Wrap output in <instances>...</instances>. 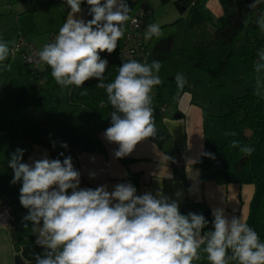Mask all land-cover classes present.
Segmentation results:
<instances>
[{"label": "clouds", "instance_id": "9594fccd", "mask_svg": "<svg viewBox=\"0 0 264 264\" xmlns=\"http://www.w3.org/2000/svg\"><path fill=\"white\" fill-rule=\"evenodd\" d=\"M90 6L91 19H75L81 12V3ZM70 9L54 42L44 46L36 55L51 69L56 84L63 88H82L86 81L96 79L97 87L106 92L114 111L111 124L103 137L117 147L116 159L131 155L137 146L158 135L153 116V89L162 83L161 62L148 63L135 59L122 61L118 74L110 83H104L108 61L101 53L112 54L125 34V25L132 19L131 8L117 0H65ZM261 0L249 5L256 8ZM135 23V20H132ZM260 27L264 30V16ZM159 24H149L145 39L162 36ZM10 54L6 42H0V62ZM264 60V55L261 56ZM10 68L11 66L8 65ZM255 70L259 71V66ZM186 80L176 74V85L182 90ZM86 90L81 92L85 95ZM234 135V134H233ZM233 140L231 147L239 145ZM55 147V143H53ZM61 147L67 144L61 142ZM23 149L10 154L8 167L13 171L10 181L21 183L19 202L29 210L22 226L37 234L36 243L45 248L44 258L36 257V264H193L201 258V245L209 264H264V242L243 216L230 220L223 208L212 210V229L202 214L182 215L177 200H171L157 191L156 195H137L130 183L80 188V172L67 156L49 159L46 155L32 162H22ZM254 151L241 148L245 155ZM64 156V153H59ZM203 156L215 159L214 154ZM170 159V157H168ZM90 177L96 173L90 172ZM71 192L69 193V190ZM191 192L192 190L189 189ZM181 196L178 191L175 194ZM42 222V226H41ZM203 232V234H202ZM231 250V256L228 252Z\"/></svg>", "mask_w": 264, "mask_h": 264}, {"label": "crops", "instance_id": "0c3cea01", "mask_svg": "<svg viewBox=\"0 0 264 264\" xmlns=\"http://www.w3.org/2000/svg\"><path fill=\"white\" fill-rule=\"evenodd\" d=\"M173 1L161 4L160 0H146L149 13L144 19V39L149 24L163 25L178 18L179 13L173 7ZM120 2L121 0H117L114 10ZM167 4H171L176 12L175 16L172 14L169 19L166 18V9L162 7ZM204 5L213 20L223 13L221 0H206ZM153 8L157 9V14ZM69 11L65 0H0V33H5L6 36L13 33V38L8 39L9 48L12 47L14 35L19 32L41 50L46 45L50 33L58 34ZM89 11L90 6L82 2L81 12L75 14L74 18L87 21L91 19ZM245 46L247 47L246 42ZM246 47L241 49V52L245 51ZM8 60H14L11 50ZM256 61L258 60H255V64ZM44 72L45 70L34 76L32 69L27 71L25 68L23 77L17 76L16 72L12 73L10 89L4 92L14 88V80L40 87L44 84ZM202 73L204 71H193L187 75L181 72L186 84L179 97L170 94L169 77H160L162 83L152 91L153 116L158 135L141 142L131 155L122 159H116L113 155L117 145L110 144L103 137L104 131L111 124L110 114L114 111L109 102H100L93 108L71 102V86L63 88L53 79L48 86V92L41 99L42 112L16 103L0 107V192L11 198L12 213L16 219L15 238L10 236V230L0 226V264H36V257L44 258L45 255V248L36 243L38 237L32 233L31 222L25 221L29 224L27 228L22 226L23 217L28 215L29 210L20 204V187L10 183L12 179L7 175L6 169L10 154L17 148L25 150L22 160L24 163L32 164L45 155L53 159L52 148L34 141L31 137V133L40 129L46 132L52 146L55 143V147L61 150L60 153H64L63 159L72 157L74 168L81 174L80 188L94 190L99 186H106V190L111 192L115 185L130 182V178H134L131 182H134L137 195L147 192L155 196L159 190L170 201L177 200L179 210L188 200L193 207H207L211 213L214 208H223L229 220L233 216H243L249 225L252 212L258 203L260 186L264 185V136L258 147L259 152L257 145H249L254 151L248 155L249 165L246 170L226 171V181L222 184L212 179L204 182L200 179L202 161L224 166L225 158L217 150L225 142V138L234 132L235 116H227L232 106L231 99L243 94L228 97L224 109L220 95V105L214 108L212 99L207 98L206 93L205 99H197L195 88L199 87V83L204 84V81L197 78L193 83L189 81L193 75ZM61 107L66 109L62 111ZM62 112L67 115V121L61 124L58 133V125L54 124L52 116L59 117ZM17 119H25L20 122V132H14L13 124ZM261 129L264 134V118L261 121ZM245 132L249 134L250 130L246 129ZM61 142L67 144L66 149L61 147ZM205 151L214 154L215 159L203 156ZM177 158L182 161L181 166L173 164V160ZM90 172L96 173L94 178L90 177ZM178 191L181 192L180 197L175 195ZM211 230L212 225L207 231ZM261 242H264V238ZM204 247L205 245H201V258L193 261V264H209L203 252ZM228 264L238 262L230 260Z\"/></svg>", "mask_w": 264, "mask_h": 264}, {"label": "trees", "instance_id": "16d2710c", "mask_svg": "<svg viewBox=\"0 0 264 264\" xmlns=\"http://www.w3.org/2000/svg\"><path fill=\"white\" fill-rule=\"evenodd\" d=\"M142 1L121 0L120 4L127 3L129 5L131 8L130 16L132 17L141 6ZM168 1L160 0L161 4H166ZM205 1L174 0L172 4L179 13L178 18L160 25L163 34L159 38L154 36L148 40L144 39L145 50L148 53L146 61L148 63L154 60L161 62L162 67L159 76L169 77L170 94L173 97H179L181 91L185 89L184 86L182 90H178L176 85V74H181L185 70L186 75L193 73V71L202 72L206 70L209 73L210 80L216 87L222 88V78L228 72L230 59L234 56V48L242 32L247 44L246 50L241 52L245 66L252 69L255 60L261 55V50L264 49V30L260 27L261 17L264 16V0H261L256 8L249 7L256 0H221L223 13L216 21L212 19L210 12L205 7ZM129 22L130 20L125 25V32ZM123 37L118 41L117 49L113 53L121 46ZM106 53L100 54L101 59H106ZM106 60L108 61V68L104 73V83H110L118 74V68L122 61L131 59L107 58ZM43 74L45 80L40 87L34 84L26 85L23 81L14 80V88L0 97V107L3 108L16 103L42 112L41 99L48 92V86L53 80L51 69L48 66ZM98 83V80L90 79L85 82L82 88L71 86L70 101L89 108H93L95 104L100 102L107 103L106 92L104 89L97 87ZM85 90L86 94L81 95V92ZM231 104V110L228 114L235 116L234 132L231 136L225 138V142L217 150L218 153L223 154L225 164L219 166L211 161H202L200 163V179L203 182L212 179L222 184L226 181V171L246 170L249 165V156L242 153L241 148L248 146L250 140L260 141L261 121L264 118V99L258 95L253 86H248L241 96L231 99ZM24 120L17 119L14 121V132H18V130L20 132L22 129L20 122ZM246 129L250 130L249 134H246ZM31 135L34 141L50 146V148H56L52 146L45 131L40 129L31 133ZM233 140L240 142L235 148L231 147ZM60 151L58 149L59 153ZM59 153L53 159L59 158L62 161L63 157ZM6 169L7 175L12 179V169L8 166ZM132 180L134 181V178H130V182ZM17 186L21 187L22 185L18 182ZM183 204L180 209L182 215L187 216L189 212L204 215L209 223L203 231H207L214 219L210 210L207 207L197 209L188 200ZM252 213L249 226L258 233L261 240L264 238V185L260 186L258 203ZM228 256H231V250H229Z\"/></svg>", "mask_w": 264, "mask_h": 264}, {"label": "rangeland", "instance_id": "374dc122", "mask_svg": "<svg viewBox=\"0 0 264 264\" xmlns=\"http://www.w3.org/2000/svg\"><path fill=\"white\" fill-rule=\"evenodd\" d=\"M164 7V9H166V14L167 17L169 19V17L174 14H176L174 8H172L171 4H167L166 7ZM154 9V8H153ZM154 11H156L157 14V9H154ZM160 14V12H159ZM216 21L217 18H214ZM8 33H10L8 31ZM13 33L11 32L10 36H6L5 33H0V42H6L7 45L9 46V38L12 37L13 38ZM19 34V32H18ZM17 33L16 35H14V41L13 43L16 41L17 38ZM244 33L242 32V34H240V37L238 39V43L235 45L234 48V56H232V58L230 59V63H229V69L227 74L222 78L223 80V87L222 88H217L216 85L210 80V76L209 73L205 70L204 73L202 74H197V75H193V77L189 78V81H191V83L195 82L194 79H199L201 81H204V84L199 83V87L195 88L196 90V96L197 99H201L203 100V98L205 99V93L207 95V98H211L212 99V103L214 108L220 104H218L219 100H220V95L222 96V104H223V109L226 108V106H224L225 101L228 99V97L230 96H235V95H241L244 92V89L248 86H253L254 90L257 91L258 95L264 99V60L261 59V56L264 55V50L261 51V55L256 59L258 61H256V64L254 62V67L252 69H249L247 66H245V62L243 60L242 54H241V49H245V42H244ZM11 50V53L13 54L14 60L9 61V56L8 58L3 61L0 62V96L3 95L5 92V90L10 89L11 86V77H12V73L17 74V76L19 77H23V75H25L24 70L26 68L27 71L29 70H33V66L28 64H23L22 60L20 59L19 53L16 52V50H13V48H9ZM8 65H10L11 67L9 68ZM256 66H259V71L257 72L255 70ZM186 71V70H185ZM185 71H183L185 73ZM29 74V72H26ZM28 76V75H27ZM209 81H211L212 86L210 87ZM67 99H65L64 105H66L67 103ZM215 103V104H214ZM66 108L61 107V110H65ZM226 110V109H225ZM60 113L59 117L58 116H52L53 121L55 122L54 124H57V130L58 133H60V128H61V124H65V122L67 121V115ZM52 115V114H50ZM227 116H230V114H228ZM231 117V116H230ZM68 131H66L65 133L67 134ZM262 136H264V134H262V129H261V133H260V141H254V140H250L248 146L253 143L252 145H257V152H259L260 150L258 149L260 142L262 143Z\"/></svg>", "mask_w": 264, "mask_h": 264}, {"label": "built area", "instance_id": "2783aa9c", "mask_svg": "<svg viewBox=\"0 0 264 264\" xmlns=\"http://www.w3.org/2000/svg\"><path fill=\"white\" fill-rule=\"evenodd\" d=\"M145 4L146 1L143 0L141 6L137 9V11H135L132 19H130L121 46H119L115 53H106V59H141L142 61L147 59L146 57L148 53L145 50L144 36L142 34L145 23L144 18L149 13ZM132 20H135L136 22L133 23ZM55 37L56 33H50L49 37H47L48 41L46 45L54 42ZM12 48L19 53L21 60L25 64H30L33 66L34 76H37V74L43 72L46 69L47 65L40 61L36 55V53H38L40 50L37 49L32 42L25 39L22 33L18 34L16 41L12 44ZM40 66H42V68ZM58 153L59 152L57 148H52L53 157H57ZM173 164L176 166H181L182 161L177 158L173 160ZM15 222L16 219L12 213L11 198L6 193L0 192V226H3L8 230L15 229Z\"/></svg>", "mask_w": 264, "mask_h": 264}, {"label": "water", "instance_id": "95a60500", "mask_svg": "<svg viewBox=\"0 0 264 264\" xmlns=\"http://www.w3.org/2000/svg\"><path fill=\"white\" fill-rule=\"evenodd\" d=\"M10 233H11L10 236H12L13 238H15V229H11V230H10Z\"/></svg>", "mask_w": 264, "mask_h": 264}]
</instances>
